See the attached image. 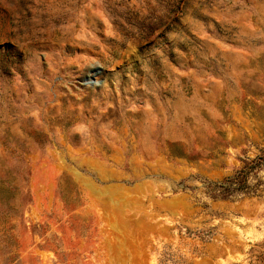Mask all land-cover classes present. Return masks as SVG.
Returning <instances> with one entry per match:
<instances>
[{
	"label": "rangeland",
	"instance_id": "obj_1",
	"mask_svg": "<svg viewBox=\"0 0 264 264\" xmlns=\"http://www.w3.org/2000/svg\"><path fill=\"white\" fill-rule=\"evenodd\" d=\"M264 0H0V264H264Z\"/></svg>",
	"mask_w": 264,
	"mask_h": 264
},
{
	"label": "trees",
	"instance_id": "obj_2",
	"mask_svg": "<svg viewBox=\"0 0 264 264\" xmlns=\"http://www.w3.org/2000/svg\"><path fill=\"white\" fill-rule=\"evenodd\" d=\"M264 163V151L253 160L243 161V167L221 183L208 186L209 195L212 198L228 199L233 194H246L250 190L247 179L250 173L255 171Z\"/></svg>",
	"mask_w": 264,
	"mask_h": 264
}]
</instances>
